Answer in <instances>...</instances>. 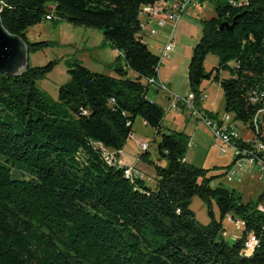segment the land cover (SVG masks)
<instances>
[{
    "label": "trees",
    "instance_id": "trees-1",
    "mask_svg": "<svg viewBox=\"0 0 264 264\" xmlns=\"http://www.w3.org/2000/svg\"><path fill=\"white\" fill-rule=\"evenodd\" d=\"M155 1L0 0L3 26L25 41L29 55L55 44L26 37L43 19L96 29L100 47L119 52L106 66L114 75L67 59L69 79L57 100L37 83L57 59L28 63L16 75L0 73V264H264V211L258 208L264 194L243 201L234 190L218 193L222 184L211 185L217 175L185 158L190 136L165 128V110L149 97L159 84L160 57L138 34V11ZM211 1L215 14L201 20L187 78L198 109L221 125L218 113L201 108L198 99L204 80L217 81L225 113L253 134L248 141L232 138L238 154L225 166L226 176L239 158L264 165L255 146L264 143V0ZM208 54L218 62L207 72ZM138 117L159 137L158 160L148 149L139 153L154 170L153 187L125 176L102 151L122 150ZM193 196L207 204L208 223L194 217ZM228 215L244 223L231 243L222 235ZM249 232L258 244L244 255Z\"/></svg>",
    "mask_w": 264,
    "mask_h": 264
},
{
    "label": "rangeland",
    "instance_id": "rangeland-1",
    "mask_svg": "<svg viewBox=\"0 0 264 264\" xmlns=\"http://www.w3.org/2000/svg\"><path fill=\"white\" fill-rule=\"evenodd\" d=\"M214 14V6L211 0H201L199 3L191 4L181 15L174 29L173 50L169 57L160 60L158 72L160 71L163 77L170 79L172 92L179 96H184L190 92L187 67L193 46L201 36V20L208 19ZM166 30L167 28H161L160 33H157L154 37H147L146 44L148 48L159 57ZM26 37L29 41L50 40L55 43L29 55V63L31 65H43L52 59H57V64L53 70L37 82L38 86L53 100H57L59 86L69 79L66 65V60L69 58L79 60L92 71L114 73L106 67L114 58L112 52L114 49L100 47L99 42L102 36L100 31L96 29L72 25L65 21L54 25L53 20L43 19L40 23L27 29ZM217 62L218 59L215 55L208 54L203 63L205 71H210L213 66L217 65ZM130 72L132 74V71ZM221 75L228 77L226 71H223ZM202 89L206 97L201 101V107L214 113L217 112L220 117L226 114L229 116V125L235 127L234 131L237 136L245 141L252 140L253 134L251 130L243 124L237 126L233 123L232 116L225 113L223 93L219 83L212 78L206 79L203 81ZM149 96L154 101H160L159 97L155 96L153 89H150ZM179 106L183 107L181 104ZM165 109L164 127L184 131L190 136L186 159L197 167L209 168V174L217 175L211 182L212 186L221 183L223 187L234 190L236 194H239L243 201H254L259 195L264 194V171L254 170L246 172L242 170L240 173L234 174L229 180L223 173L225 166L233 158L231 149H228L226 154L220 153L214 144L215 140L210 127L203 120H196L188 109L170 108L169 105L168 107L165 106ZM169 109L170 111H168ZM173 115L175 119L172 118ZM135 139L146 140L149 143L148 151L151 159L158 158L157 141L159 137L154 135L152 128L142 123L139 117L136 118L133 125V137H128L125 147L130 153L139 154L142 151L137 146ZM133 166L137 168L135 165ZM140 171L142 172V170ZM144 178L147 185L154 186V180H150L146 175ZM261 207L264 208V202ZM190 208L194 217L200 223L206 224L209 222L208 206L199 197H192ZM211 210L214 217L218 219L219 213L214 200L211 201ZM223 226L222 235L227 242L231 243L241 235L242 228L236 227L226 217L223 219Z\"/></svg>",
    "mask_w": 264,
    "mask_h": 264
},
{
    "label": "built area",
    "instance_id": "built-area-1",
    "mask_svg": "<svg viewBox=\"0 0 264 264\" xmlns=\"http://www.w3.org/2000/svg\"><path fill=\"white\" fill-rule=\"evenodd\" d=\"M201 0H156L152 4H145L139 8L138 16L140 19V31L139 36L143 42L147 41V37H154L161 28H164L169 25V31L167 34L166 41H164L162 48L160 50V60L162 58L169 57L171 51L173 50V33L176 28V24L181 18V15L185 10L191 5L199 3ZM233 4L241 5L245 4L246 0H231ZM48 18V17H47ZM157 89L162 91L165 94H168L171 97V103L174 107L180 109L179 104L183 105L188 109L195 117V119H201L204 123L210 127L215 145L222 154H226L228 149H231L232 155L238 154V150L232 144V138H238L236 132L234 131V126L229 125L228 118L226 114L220 117L222 124L219 125L217 120H214L210 117H207L195 104L196 98L194 93L189 92L185 96H179L171 92V90L162 82L159 81ZM206 94L202 91L198 97L199 100L205 99ZM237 126L242 123L233 121ZM229 125V126H227ZM137 145L141 150H146L149 147V143L146 140H137ZM258 151L264 152V143L258 142L255 144ZM103 155L109 163H117L120 166L124 167V173L127 177H140L144 178L145 174L135 168L133 165H127L120 161L119 155L122 150H111L107 148H102ZM242 170L246 172L264 171V165L262 161H255L253 158H239L237 159L232 167L227 173V178L230 180L234 174L240 173ZM261 175V174H260ZM258 208L264 211V208L261 205ZM226 219L234 224L236 227L243 228L244 223L238 218H234L230 215ZM258 244V238L253 232H249L244 243L242 253L244 255H249L252 253Z\"/></svg>",
    "mask_w": 264,
    "mask_h": 264
},
{
    "label": "water",
    "instance_id": "water-1",
    "mask_svg": "<svg viewBox=\"0 0 264 264\" xmlns=\"http://www.w3.org/2000/svg\"><path fill=\"white\" fill-rule=\"evenodd\" d=\"M224 25L222 23L220 28ZM28 63L29 51L27 44L19 35L10 33L3 26L0 18V73L9 75L19 74L23 69L27 68ZM215 189L220 194H230V190L221 185L216 186Z\"/></svg>",
    "mask_w": 264,
    "mask_h": 264
},
{
    "label": "crops",
    "instance_id": "crops-1",
    "mask_svg": "<svg viewBox=\"0 0 264 264\" xmlns=\"http://www.w3.org/2000/svg\"><path fill=\"white\" fill-rule=\"evenodd\" d=\"M164 28H167V32H166V34L164 33V41H166V38H167V34H168V31H169V25L168 26H166V27H164ZM161 30V29H160ZM160 30H159V32L158 33H160ZM102 39V38H101ZM101 42V41H100ZM99 42V43H100ZM113 52V56H114V58H113V60L115 59V57L117 56V55H119V52L117 51V50H113L112 51ZM113 60L110 62V63H112L113 62ZM109 63V64H110ZM129 73H131L130 71H129ZM111 75H114V73H110ZM133 75V74H132ZM158 78H159V81L160 82H162V83H164L170 90H171V87H172V85H171V81H170V79H168V78H166V77H163L162 76V74L160 73V71L158 72ZM202 84H203V82H202ZM202 84H201V88H202ZM203 90V89H202ZM153 92H154V94H155V96H158L159 97V100L160 101H156L155 100V102H157L158 104H160L162 107H163V109L164 110H166L165 109V106L166 107H168V105H169V107L170 108H177V107H174L173 105H172V103H171V97L168 95V94H165V93H163L162 91H159L157 88H155V87H153ZM171 92H172V90H171ZM173 93V92H172ZM189 93V92H188ZM187 93V94H188ZM175 94V93H174ZM185 96V95H184ZM150 97V96H149ZM151 98V97H150ZM202 106V104L200 105V107ZM202 108V107H201ZM182 110H184V109H182ZM168 111H170V109L168 110ZM165 117H166V113H165V115H164V117H163V123H164V120H165ZM220 117V116H219ZM172 118H174L175 119V117H174V115L172 116ZM142 120V119H141ZM142 123H144L143 122V120H142ZM164 125V124H163ZM131 137H133V133H132V136ZM137 140H139V139H135V142H136V144H137ZM138 146V145H137ZM125 147H126V143H125V145L123 146V148H122V152H121V154L119 155V158H120V160L122 161V163H124V164H127V165H135L139 170H142V172H144V174L146 175V176H148V178L150 179V180H154L155 181V174H154V170H153V168L151 167V166H149L148 164H145V162H143L141 159H139V154L138 153H136V154H132V153H130L129 151H127L126 149H125ZM186 158V157H185ZM154 160H158L157 158H155ZM187 160V159H186ZM161 164H165V161H159ZM144 181H145V178H144ZM154 185H155V183H154Z\"/></svg>",
    "mask_w": 264,
    "mask_h": 264
},
{
    "label": "clouds",
    "instance_id": "clouds-1",
    "mask_svg": "<svg viewBox=\"0 0 264 264\" xmlns=\"http://www.w3.org/2000/svg\"><path fill=\"white\" fill-rule=\"evenodd\" d=\"M249 255H251V253H248Z\"/></svg>",
    "mask_w": 264,
    "mask_h": 264
}]
</instances>
